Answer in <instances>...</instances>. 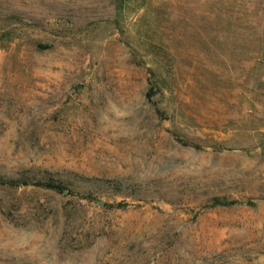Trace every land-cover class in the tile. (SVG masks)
I'll return each mask as SVG.
<instances>
[{
    "label": "rangeland",
    "instance_id": "1",
    "mask_svg": "<svg viewBox=\"0 0 264 264\" xmlns=\"http://www.w3.org/2000/svg\"><path fill=\"white\" fill-rule=\"evenodd\" d=\"M0 264H264V0H0Z\"/></svg>",
    "mask_w": 264,
    "mask_h": 264
},
{
    "label": "trees",
    "instance_id": "2",
    "mask_svg": "<svg viewBox=\"0 0 264 264\" xmlns=\"http://www.w3.org/2000/svg\"><path fill=\"white\" fill-rule=\"evenodd\" d=\"M8 182L11 184H16L17 182L25 184L27 181L24 179H8ZM43 186L56 190V191H62L64 187L60 183H53L51 179H47L46 181L40 182ZM237 202L236 200H227L225 198L221 197H212L209 202V206H215V205H229Z\"/></svg>",
    "mask_w": 264,
    "mask_h": 264
}]
</instances>
